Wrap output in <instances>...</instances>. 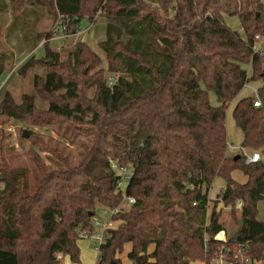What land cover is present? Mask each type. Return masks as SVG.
<instances>
[{
  "label": "trees",
  "instance_id": "obj_1",
  "mask_svg": "<svg viewBox=\"0 0 264 264\" xmlns=\"http://www.w3.org/2000/svg\"><path fill=\"white\" fill-rule=\"evenodd\" d=\"M10 8L7 34L20 32L31 50L41 42L45 47L44 57L28 59L19 73L48 68L20 103L7 91L1 115L63 131L71 145L89 136L91 143L83 144L74 164L65 154L68 145L35 139L52 164L36 156L31 168L12 167L0 130V264H61V256L79 264L80 232L91 225L97 205L116 209L123 201L111 161L133 167L127 196L136 203L113 216L118 225L98 264H122L128 243L132 264H211L214 237L223 229L218 205L234 208L238 200L244 203L238 239L254 258H264L258 218L264 160L246 164L245 155L230 156L226 129L229 105L248 82L262 81L257 97L242 98L233 116L244 134L242 147L264 155V58L252 50L255 36L264 37V0H0V14ZM49 15L68 35L84 20L106 18L101 48L116 75L111 85L104 60L87 42L75 44L67 60L50 47L55 29L36 30ZM225 16L238 17L244 39ZM9 54H0V76ZM235 172L246 182L235 180ZM217 177L225 187L212 208ZM232 215L237 218L235 209Z\"/></svg>",
  "mask_w": 264,
  "mask_h": 264
},
{
  "label": "rangeland",
  "instance_id": "obj_2",
  "mask_svg": "<svg viewBox=\"0 0 264 264\" xmlns=\"http://www.w3.org/2000/svg\"><path fill=\"white\" fill-rule=\"evenodd\" d=\"M35 8L33 9L34 11H40V10H35ZM11 11L12 10L10 8L7 12L0 14V25H1L0 54L2 52L12 53V54H9L11 56L9 57V64H8V67L5 73L2 76H0V91H1L0 101H1L2 96L7 91H9L12 94L14 100L17 103H20L22 101V96L24 94L33 93L35 76L36 75L44 76L47 73L48 67L42 66V65L36 66L30 69L25 76L19 73V69L27 62L28 59L32 57L36 59H40L42 57L38 58L36 56H31L30 58H28L26 61H24L22 64L19 65L18 59H22V56L25 50L31 53L37 49L40 43L37 45L36 48L31 50L26 46V44L24 43L22 39L21 50H19L18 48L15 47L16 45L12 43L13 40L10 42V38L13 35L19 34L17 32L13 34H9V35L7 34V27L11 23V20H12L11 15H13V14H9ZM10 16H11V20H10ZM46 18L52 19L55 23V19L53 18V16L49 15L43 19H46ZM41 20H39V22ZM225 23L229 27H231L233 31L238 32L243 39L245 38V33H244L243 27L238 17L225 16ZM106 24H107L106 18L102 15H97L95 23L91 24L88 20L82 21V29L84 30V34L88 41L86 42L88 43V45L91 47L92 50H94L104 60L103 68L106 70L107 77L113 76L115 79L116 75L108 71V61H107L106 55L104 54L101 48V43L106 39V31H105ZM87 27H89V29H87ZM51 31L52 30L45 31V32L39 31V33H50ZM50 47L52 48L51 44H50ZM73 47L74 46L61 47L59 49L52 48V49H55L56 51L60 53L62 60H67ZM246 68L248 69L250 73L251 72L250 66L247 65ZM261 86H262V81L260 80L248 82L246 86L242 89V91L239 93V95L236 97V99L229 105L226 111L228 154L230 156L246 155V154L249 155V154H252V152H254L253 150L249 148L242 147L244 134L235 122L233 111L237 103L242 98L257 97L258 89ZM210 101L215 106L219 104L217 101V97L215 96L214 93H210ZM36 104L39 108H43V109L47 108L46 101H44L40 97L36 98ZM0 125H1L0 130L5 132V139L3 143L4 145L3 147L5 150H4L3 156L8 161L9 165H11L12 167L20 165V166H29L31 168L32 166H34V163H35L34 158L36 156H41L43 162H46L47 164H50V165L52 164L51 160L48 158V154L46 152L40 151L38 146L34 143L35 139H40L45 142L49 141L50 139L53 141L58 140L61 143L68 145L69 150H66L65 154L71 157V160L74 161V164H77L79 162L80 153L84 151L83 144L87 146L91 143V137L89 136V137H81L78 142H76L74 145H71L67 143V139L65 138L63 131L54 132L51 129H47V128L33 127V126H30L27 122L15 121L11 118L8 119L7 117L2 116L1 113H0ZM9 127H12L13 129H15V131L9 132L8 130ZM24 131L30 132L29 138L23 137ZM262 157L264 160L263 154H262ZM233 177L235 180L241 183H244L247 180L246 176L242 172H235L233 174ZM224 187H225V182L222 178L217 177L214 179L212 187L209 192V197L211 200L212 208L215 203L219 202L220 197H221L220 195L223 192ZM124 202L122 201L121 206H120L121 208L127 209L128 207H130L127 201H124ZM219 205H218V208H219ZM98 208H96L97 210L95 212L96 217L105 218L106 216H108L109 210L107 209V207L102 208V206L99 205ZM233 209L235 208H233L232 206L224 207L223 205L220 211L221 218L219 222L223 226V228L226 229V231H228L231 234L232 237H237L242 227V219H241V212L240 211L237 212L236 210L235 211H236L237 218L233 217L232 215ZM258 210H259L258 218H260L264 222V200L259 203ZM117 225H118V222H115L114 226L116 227ZM130 246L131 245L129 243L126 244L124 251L120 256V258L122 259V264H131V261L129 260V257H128V249L130 248Z\"/></svg>",
  "mask_w": 264,
  "mask_h": 264
},
{
  "label": "built area",
  "instance_id": "obj_3",
  "mask_svg": "<svg viewBox=\"0 0 264 264\" xmlns=\"http://www.w3.org/2000/svg\"><path fill=\"white\" fill-rule=\"evenodd\" d=\"M65 26L60 25V29L63 30ZM252 50L254 55L264 58V37L256 35L254 38ZM108 83H113V78L108 77ZM255 106H260L261 102L257 99L254 102ZM1 128V125H0ZM9 132H14L15 129L12 127L8 128ZM263 159L262 154L259 151H254L252 154L245 155L246 164L257 163ZM111 166L115 170L117 177L116 193L123 198V202L127 201L128 205L136 203L134 197L127 196V188L133 175V167L131 166H120L116 162L111 161ZM125 203V202H124ZM244 203L242 200H238L235 205L237 212H242ZM121 207L116 209H109V215L106 220H100L99 218L93 217L91 225L84 227L80 232V239H88L94 245V248L98 252V263L102 260V248L107 243L109 231L114 229L113 216L121 211ZM239 235V234H238ZM217 242V250L215 257L211 264H264L263 259H256L251 254V248L247 243H242L237 237H232L226 229L220 230L214 237ZM208 241V238L205 239Z\"/></svg>",
  "mask_w": 264,
  "mask_h": 264
},
{
  "label": "crops",
  "instance_id": "obj_4",
  "mask_svg": "<svg viewBox=\"0 0 264 264\" xmlns=\"http://www.w3.org/2000/svg\"><path fill=\"white\" fill-rule=\"evenodd\" d=\"M9 14H11V12ZM11 16H10V20H11ZM36 29L38 32L39 31L45 32V31L55 29L54 31L56 33H55L54 37L51 38L50 44L52 45V48H56V49H59L61 47H72L78 42H86L87 41L86 36L84 34V30L82 29V22L79 23V26L77 27V32L74 34H69V35L65 34L60 29V26L56 25L54 23V21L52 19H49V18L41 20L37 24ZM87 29H89V27H87ZM105 31H106V28H105ZM17 33H19V34H15L10 38V42L13 40L12 43L16 45L15 47L18 48L19 50H21L22 36H21L20 32H17ZM44 54H45V48H44L43 42H41L35 51L29 53L28 51L25 50V52L22 56V59H18V63L20 65L24 61H26L28 58H30L31 56H36L39 58V57H43ZM98 207H99V204L97 205V208ZM102 208H104V207L102 206ZM107 209L109 210V208H107ZM94 217H96V216H94ZM96 218H98V217H96ZM107 218H108V216H106L105 218L99 217V219L102 221L106 220ZM81 240L82 239L79 240V246L81 249V258H80L79 264H98V252L96 253L97 250L94 248L92 242L88 239H83L82 241ZM131 250H132V245L128 249V255L131 252ZM152 251H153V247L150 248V252H152ZM60 258H61V264H76V263H73L68 256H61ZM131 264H132V262H131Z\"/></svg>",
  "mask_w": 264,
  "mask_h": 264
},
{
  "label": "water",
  "instance_id": "obj_5",
  "mask_svg": "<svg viewBox=\"0 0 264 264\" xmlns=\"http://www.w3.org/2000/svg\"><path fill=\"white\" fill-rule=\"evenodd\" d=\"M116 41H117V38H116ZM23 137L24 138H29L30 137V132L29 131H24ZM117 179H119V176L117 177ZM222 206H223V203H220L219 208H218V213H220ZM191 264H198V263L192 262Z\"/></svg>",
  "mask_w": 264,
  "mask_h": 264
}]
</instances>
